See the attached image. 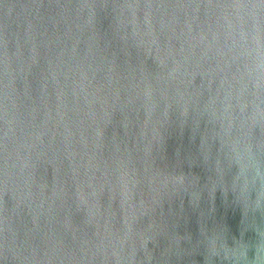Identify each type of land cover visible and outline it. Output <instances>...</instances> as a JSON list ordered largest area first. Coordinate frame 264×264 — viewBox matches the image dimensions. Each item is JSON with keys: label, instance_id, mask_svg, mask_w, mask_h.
<instances>
[{"label": "water", "instance_id": "95a60500", "mask_svg": "<svg viewBox=\"0 0 264 264\" xmlns=\"http://www.w3.org/2000/svg\"><path fill=\"white\" fill-rule=\"evenodd\" d=\"M0 264H264V0H0Z\"/></svg>", "mask_w": 264, "mask_h": 264}]
</instances>
